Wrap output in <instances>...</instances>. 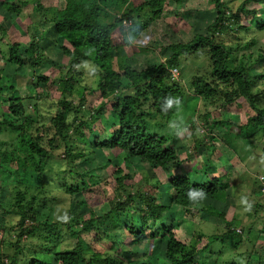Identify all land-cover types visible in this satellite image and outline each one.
Returning <instances> with one entry per match:
<instances>
[{
  "label": "trees",
  "instance_id": "trees-1",
  "mask_svg": "<svg viewBox=\"0 0 264 264\" xmlns=\"http://www.w3.org/2000/svg\"><path fill=\"white\" fill-rule=\"evenodd\" d=\"M60 1H64V8L46 7L42 0H32L35 4L34 11L38 12L36 13L38 21L32 23L34 31L30 25L28 26L31 34L30 43L24 50L21 42L14 41L9 45L7 52L2 51L4 46L1 44L2 37L7 31L0 25V33L2 32L0 56L4 60L3 67L11 65H16L19 69L29 67V75L38 71L48 60L40 46L45 38L43 25L55 29L62 41L68 44L62 47L65 73L60 72L56 81H50L44 74L37 75L36 81L44 82L46 87L41 94L28 97L9 96L3 100L4 89H9L12 93L16 89L12 85L0 88V158L8 162L10 170L12 168L10 174L17 175L21 170L34 171L38 174L33 186L17 189L11 210H6V215L15 213L19 219L17 227L13 225L6 228L15 234L14 242L11 244L14 250L0 254V264H124L122 260L111 255L105 258L102 253L95 251L82 235L97 228L101 218L119 214L130 206L136 207L140 213L141 229L133 224L127 225L125 229L129 236L125 239L126 243L132 241L144 243L166 237V252L157 264H209L208 259L202 258L201 254L217 251L215 248L211 250V247L224 244L227 236L242 241L243 235L233 227L235 225L233 220L227 222L229 228L227 233L209 236L203 233L194 234L186 244L162 222L164 213L170 211L173 206L224 219L223 212L212 204H205V201L227 202L226 193L230 189L231 181L230 174L209 175L205 170V181L179 174L185 159L175 148L174 141L182 131H179L178 125L172 127L171 124L176 118L177 105H180L183 99L180 98L176 104L171 102L169 107L170 93L174 94L179 87L177 82H172L176 79L172 70H178V67L191 56L196 57L202 52L206 54L211 72L209 75L195 76L192 79L191 94L205 102H211L215 101L219 97L217 94L221 92L225 98H220L224 99L226 104L240 98L245 99L256 115L239 126L236 137L240 141L259 133L264 137V106H261L262 100L252 92L254 77L252 69L264 56H258L254 62L246 66L244 58L238 57L237 52L234 53L233 46L238 45L237 42L243 39V34L254 30L264 32V20H253V26L240 23L243 17L258 16L257 8H248V0H243L235 12L229 11L228 4L223 0H205L213 2L218 10L217 19L208 28L211 36L207 38L197 35L191 42L181 46L171 44L169 49L172 55L157 66L143 71L130 66L125 67L122 76L128 82L123 84L108 78L114 74L113 52L120 49L115 43V33L119 31L126 36L129 33L136 36L139 34L137 27L140 19L145 18L143 13L146 8L151 9L150 20H156L161 18L163 8L168 2L180 3L182 0H146L137 3L138 5H135L134 0ZM23 4L27 5V2ZM0 5L7 12L16 11L18 14L22 12V7L19 8L15 4L1 2ZM125 22H130L127 28L124 26ZM36 31L41 37L38 38ZM224 36L234 37L232 46L222 42ZM124 40L129 44L128 40ZM254 43V41L247 43V47ZM88 68L93 75L94 86L91 83L80 82L83 81ZM2 72L4 71H1L0 78ZM16 76V81L19 77L22 78L19 74ZM258 76L264 77V74ZM51 85H55L61 94L58 106L62 111H56L49 118L50 124L47 125L36 119L30 109L33 107L36 114L39 112V102L47 99ZM31 86L36 89L38 84L31 83ZM92 91L100 92L102 103L92 110L90 115L77 116L78 118L70 121V113L74 111L79 115L87 101V93ZM74 97L80 100L78 107L74 103ZM152 101L154 103L146 108ZM109 105L117 120V127L113 128L107 139L96 140L95 145L120 151V156L126 162L131 161V158L144 159L153 170L167 173L172 193L167 191V186L160 178L152 177L147 180L141 178L134 182L137 176L129 173L117 179L114 203H111L109 211L102 217L92 216L86 219L70 208L68 216L65 219L61 218L60 205L65 204L67 198L85 192L90 186L76 165L88 157L87 150H90V154L94 152L88 136L95 132L94 126L107 114ZM205 118L208 132L212 134L210 137L212 141L217 128L232 127L229 121L210 122L207 117ZM190 123L191 126L194 125V122ZM202 145L198 141L195 148L198 149ZM211 165L212 162H209V166ZM116 173L121 174L123 171L117 170ZM127 180L131 183L126 184ZM260 183L262 184L261 181ZM260 186V192L264 194L263 184ZM190 191L203 195L189 198ZM256 206L263 207L258 204ZM0 211H5L1 204ZM30 222L31 225H28ZM63 227L67 229L66 234L77 239L74 248L57 247L63 239ZM98 230L100 231V228ZM253 231L251 224L249 235ZM261 231H264V228ZM204 239L207 240L206 243H203Z\"/></svg>",
  "mask_w": 264,
  "mask_h": 264
},
{
  "label": "rangeland",
  "instance_id": "rangeland-1",
  "mask_svg": "<svg viewBox=\"0 0 264 264\" xmlns=\"http://www.w3.org/2000/svg\"><path fill=\"white\" fill-rule=\"evenodd\" d=\"M144 1L146 0H134L133 2L138 5ZM223 1L228 4L231 9L229 11L235 12L243 0ZM1 2L22 7V12L18 14L16 11L7 12L0 5V25L7 31V34L2 37L1 44L5 46L2 47V51L7 52L9 45L14 41L21 42L24 45V50L30 43L31 34L28 31V26L30 25L32 29V23L38 21V16H36L38 12L34 11L35 4L32 0H0V4ZM24 2H27V5L23 4ZM247 3L248 8H257L258 16L255 18L243 17L240 23L253 26V20H264V2L248 0ZM42 4L46 7L64 8L65 6L64 1L60 0H42ZM149 9L144 10L143 16L145 18L140 19L137 27L139 34L134 36L129 33L126 36L119 31L115 33V43L120 46V49L113 52L114 69L112 71L114 74L108 76L110 80L115 79L127 84L128 81L122 76L125 67L130 66L135 70L143 71L164 63L172 55L169 49L171 44L181 46L191 42L197 35L210 37L211 32L208 28L218 17L215 4L205 0H182L180 3L170 1L164 6L161 18L156 20H150L152 13ZM129 24L130 22L124 23L125 28ZM42 27L45 31V38L40 46L48 60L34 74L29 75V67H25V69H19L16 65L3 67L5 66L4 60L0 56V70L4 71L2 78H0V88L12 85L16 89V94L9 89H2V97L5 98L3 100L9 96L28 97L41 94L46 87L44 82L36 81L38 74H44L51 81L58 78L60 72L65 73V58L62 57V47L68 44L64 40L62 41V38L56 34L55 29L51 26L43 25ZM36 28L37 30L40 29L38 26ZM36 35L38 38L41 37L37 31ZM243 35V39L237 42L239 46L233 44L234 53L237 52L238 57H243L246 66H248L258 56H264V32L254 30ZM124 39L128 40L129 44H126ZM233 41V36H224L222 39V42L231 46ZM251 41L255 43L247 47V43ZM174 72L173 69L172 73L174 74ZM210 72L209 59L203 52L196 57H189L178 67V72H175L176 79L172 82H177L179 87L174 94L170 93L169 101L172 100L171 102L176 104L182 98L183 102L177 105L176 118L171 125L172 127L178 125L179 131H182L181 134H178V139L174 141L175 148L185 159L179 172L180 175H189L200 181H205L204 170L209 175H231L230 189L226 193L227 202L205 201V204H212L213 207L223 212L225 217L224 219L214 218L206 213L189 212L181 207L173 206L170 211L164 213L162 222L171 228L180 241L188 244L194 234L203 233L205 236H209L227 233L229 231L227 222L230 223L234 220L235 225L233 227L243 235V240L240 241L239 238L227 236L228 239H225L224 244L211 247V250L214 248L217 250L216 253L214 251L205 252L201 254V257L208 259L209 264L215 262L217 264H231L232 262L235 264H264V231H261L264 228V194L260 192V185L262 184L259 181L261 176L264 177V137L259 133L252 138L241 141L237 139L236 132L239 131V126L244 125L250 117L256 115L245 99L240 98L226 104L224 99L220 98H225L221 92L217 94L219 97L211 102H205L191 94L192 79L195 76L209 75ZM17 74L21 75L22 78L19 77L16 81ZM252 74L254 76L252 92L254 96L262 100L261 106L263 107L264 77L258 75L264 74V57L257 66L253 67ZM93 81V75L88 68L85 71V76H83V81L80 82L91 83L94 86ZM31 83L38 84V87L34 89ZM95 86L97 87L96 83ZM50 88V94L46 96L47 99L39 102L37 114L33 107L29 108L36 119L47 125L50 124L49 118L56 111H62V108L58 106L60 92L55 85H51ZM73 100L78 107L79 98L74 97ZM102 100L103 98L98 91L87 93L83 112L81 111L77 115L76 112L72 111L70 121H73L77 116L90 115L91 111L102 103ZM153 103L154 101L148 103L146 108H149ZM4 110L7 109L4 108ZM205 117L210 122L229 121L232 123V127L231 129L223 126L217 128L213 133L214 140L212 141L210 139L212 134L208 132L209 128L206 126ZM190 122H194V125L191 126ZM116 125L117 120L111 105H109L107 114L94 126L95 132L88 136L94 152L90 154V150H87L88 157L76 165L90 186L85 192L67 198L65 204L60 205L62 207L59 212L61 218L65 219L68 216L70 208L86 219L92 216L95 218L102 217L109 211L111 203H114L118 186L117 179L129 173L137 176L134 182L141 178L146 180L152 177L160 178L167 186V191L172 193L167 173L153 170L144 159L131 158V161L126 162L120 156V151L111 148H99L95 145L96 140L107 139L113 128L117 127ZM198 141L203 145L196 149L195 143ZM209 162H212L211 166H209ZM9 170L8 162L0 158V204L5 208V211H0V254L13 252L14 248L11 244L14 242L15 234L6 228H11L13 225L17 227L19 219L15 213L6 215V210H11L18 192L17 189L33 186L35 177H38L34 171L21 170L17 175H13L10 174L12 168ZM117 170H122L123 173L117 174ZM125 183L129 184L131 181L127 180ZM257 204L263 207L259 208L256 206ZM130 224L141 229L140 213L134 206H130L119 214H111L108 218H101L97 228L82 236L95 251L102 253L105 258L111 255L122 260L124 264H140L142 262L157 264L166 252L167 238L148 240L144 243H137L136 241L126 243L125 239L129 236V232L125 228ZM251 224L254 231L249 235L248 230ZM28 225H31V222ZM63 230V239L57 247L74 248L77 239L66 234V227H63ZM203 241V243L207 242L206 239ZM236 243L240 245L237 246ZM34 244L36 245V243Z\"/></svg>",
  "mask_w": 264,
  "mask_h": 264
},
{
  "label": "clouds",
  "instance_id": "clouds-1",
  "mask_svg": "<svg viewBox=\"0 0 264 264\" xmlns=\"http://www.w3.org/2000/svg\"><path fill=\"white\" fill-rule=\"evenodd\" d=\"M178 103V102H177ZM171 106V101H169V107ZM188 195H189V198H192L194 195H203L202 193H199V194H197V193H193V192H189L188 193Z\"/></svg>",
  "mask_w": 264,
  "mask_h": 264
},
{
  "label": "built area",
  "instance_id": "built-area-1",
  "mask_svg": "<svg viewBox=\"0 0 264 264\" xmlns=\"http://www.w3.org/2000/svg\"><path fill=\"white\" fill-rule=\"evenodd\" d=\"M125 23H126V22H125ZM174 71H175V72H178L177 69H174ZM175 72H174V74L172 73V74H173V77H175ZM260 181L262 182V184H263V186H264V177H263V176L260 177ZM263 192H264V187H263Z\"/></svg>",
  "mask_w": 264,
  "mask_h": 264
},
{
  "label": "crops",
  "instance_id": "crops-1",
  "mask_svg": "<svg viewBox=\"0 0 264 264\" xmlns=\"http://www.w3.org/2000/svg\"><path fill=\"white\" fill-rule=\"evenodd\" d=\"M50 27V26H49Z\"/></svg>",
  "mask_w": 264,
  "mask_h": 264
}]
</instances>
